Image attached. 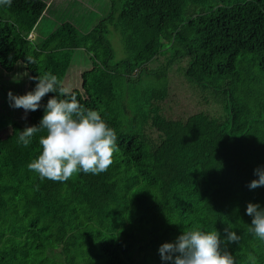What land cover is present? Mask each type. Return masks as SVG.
I'll list each match as a JSON object with an SVG mask.
<instances>
[{
    "label": "trees",
    "instance_id": "trees-1",
    "mask_svg": "<svg viewBox=\"0 0 264 264\" xmlns=\"http://www.w3.org/2000/svg\"><path fill=\"white\" fill-rule=\"evenodd\" d=\"M50 4L0 5V64L11 71L22 60L31 91L45 73L65 88L86 50L92 68L69 92L115 130L118 150L105 172L41 180L27 165L44 130L28 147L17 141L54 93L26 123L12 120L0 134V264H165L159 247L192 228L222 240L229 228L240 237L227 247L235 264H251L249 253L264 264L246 214L248 203L264 209V186L248 187L264 168V0H118L90 28L67 19L28 38ZM111 27L125 59L115 60ZM160 57L167 65L153 67ZM177 61L186 62L182 89L200 100L194 112L177 97L174 113L162 106L171 105L168 65ZM142 75L156 83L135 90Z\"/></svg>",
    "mask_w": 264,
    "mask_h": 264
},
{
    "label": "clouds",
    "instance_id": "clouds-1",
    "mask_svg": "<svg viewBox=\"0 0 264 264\" xmlns=\"http://www.w3.org/2000/svg\"><path fill=\"white\" fill-rule=\"evenodd\" d=\"M11 3L12 0H0V5L10 6ZM31 33L28 38L34 39L33 31ZM37 79L33 91L19 96L8 92L10 107L22 108L25 113L36 111L41 107L42 98L54 93L44 106L39 125L26 127L18 137L17 142L28 147L37 132H45L39 138L41 151L27 165L28 169L38 174L41 180L60 182L80 172H105L118 150L115 130L109 127L98 111L85 108L68 89L60 87L56 75L45 73ZM57 93L68 98H58ZM254 175L258 178L251 180L248 187L255 189L264 186V168L254 169ZM246 214L252 217L248 231L264 241V209L258 204L248 203ZM225 232L226 238L222 240L215 229L204 231L192 228L182 231L174 242H166L159 247L160 258L165 264H235L227 247L231 243H238L240 237L229 228ZM247 259L251 264L256 262V257L251 253Z\"/></svg>",
    "mask_w": 264,
    "mask_h": 264
},
{
    "label": "rangeland",
    "instance_id": "rangeland-1",
    "mask_svg": "<svg viewBox=\"0 0 264 264\" xmlns=\"http://www.w3.org/2000/svg\"><path fill=\"white\" fill-rule=\"evenodd\" d=\"M61 0V3L67 7L68 4H72L70 9H64L60 7V0H53L51 7L48 9L47 13L41 17L38 22V35L36 39L40 36L47 34L49 31L59 23V20L72 19L77 23H80L85 28L92 27L99 16L107 15L111 10V5L116 3L118 0ZM78 7V8H77ZM52 10L51 17L48 15L49 11ZM105 15V16H106ZM109 40L115 52V60L119 61L128 57L125 44L123 42L122 34L111 27V32L108 34ZM165 63V58L160 57L159 60L152 63L153 67L161 66ZM91 55L84 49H80L76 53L74 60V65L68 70L66 77L63 79V86L72 90L74 88H79L82 83L83 73L92 68ZM167 65V63H165ZM184 65L186 62L177 61L172 65H168L169 75L171 76V93L168 100H171V105L167 103H162L163 108L168 110L172 108V113H174V98L177 97L178 107L183 111H196L202 106L199 105V99L197 95L191 94L189 91L182 89L181 82L184 80L183 72ZM29 71L22 60L17 61L15 67L8 71L4 69L0 64V134L4 133L6 129L9 130L12 120L19 121L21 123H26L27 113L22 108L10 107V102L8 98V92L11 91L14 96L24 95L31 91L29 88ZM156 80L153 77H148L142 75L134 84V88L140 90L146 85L154 84ZM186 87H188L185 82ZM138 92V91H137ZM151 135V133H150ZM152 136V135H151ZM55 243H53L54 245ZM56 252V250H54ZM34 260V258H33ZM40 264V261L37 262Z\"/></svg>",
    "mask_w": 264,
    "mask_h": 264
},
{
    "label": "crops",
    "instance_id": "crops-1",
    "mask_svg": "<svg viewBox=\"0 0 264 264\" xmlns=\"http://www.w3.org/2000/svg\"><path fill=\"white\" fill-rule=\"evenodd\" d=\"M45 1L47 2V5L49 4V2H51V4H50L49 7H48V9H49V8L51 7V5H52V1H53V0H45ZM73 1H74V0H73ZM75 1H76V4H77L78 1H77V0H75ZM59 5H60L61 8H64V9H66V10H67V9H70V10L72 9V8H70L71 5H72L71 3L68 4L67 7H65V6L61 3V0H60V4H59ZM77 8H78V7H77ZM48 9H46V10L44 11L43 16L47 13ZM51 14H52V10L49 11V14H48V15L51 17ZM102 16H104L103 13H102L101 16H99V17L97 18V21H99V20L101 19ZM71 20H72V19H71ZM60 21H61V20H59L58 22H60ZM97 21H96V22H97ZM75 22H76V21H75ZM95 24H96V23H95ZM95 24H94V25H95ZM37 25H38V24H37ZM38 31H39V30H38V27L36 26V27H35V30H33V33H34V39H36V37H37V35H38ZM43 36H44V35H42V36H40V37H43ZM40 37H39V38H40Z\"/></svg>",
    "mask_w": 264,
    "mask_h": 264
},
{
    "label": "built area",
    "instance_id": "built-area-1",
    "mask_svg": "<svg viewBox=\"0 0 264 264\" xmlns=\"http://www.w3.org/2000/svg\"><path fill=\"white\" fill-rule=\"evenodd\" d=\"M30 36H32V33L30 34Z\"/></svg>",
    "mask_w": 264,
    "mask_h": 264
}]
</instances>
